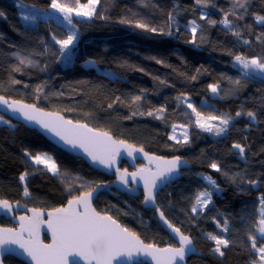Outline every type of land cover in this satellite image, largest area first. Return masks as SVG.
<instances>
[{"label":"trees","instance_id":"1","mask_svg":"<svg viewBox=\"0 0 264 264\" xmlns=\"http://www.w3.org/2000/svg\"><path fill=\"white\" fill-rule=\"evenodd\" d=\"M87 2L79 0V4ZM60 3L78 8L77 0ZM50 4L51 0H0L4 14L0 16V97L63 114L150 154L179 156L190 168L159 193L155 206H148L140 191L119 194L110 190L100 194L96 210L135 231L145 243L160 248L177 246L158 222L157 216L163 212L193 239L195 254L187 264L258 261L248 234L257 235L258 247L264 244L253 227L264 197V81L246 76L236 67L234 57H264V23L255 19L264 16V0H249L246 13L234 7V0H209L207 6L197 5L195 0H100L91 21L72 17L77 39L63 55L53 40V36L67 37L62 24L50 18L30 26L21 18L25 6L49 10ZM233 11L236 15L229 14L228 19L241 33L239 37L219 23ZM169 13L173 21H169ZM240 15L243 19H237ZM193 20L199 25L195 43L189 42L193 40ZM137 22L172 34L138 28ZM70 59L65 65L64 60ZM88 61L95 63L87 66ZM235 80L240 83H233ZM212 84L221 87L220 97L211 95ZM135 96L141 100L134 102ZM187 99L205 116L233 117L227 132L215 136L199 128L185 105ZM159 109L163 112L157 118ZM249 111L255 113V119L247 116ZM237 112L241 115L236 116ZM4 118L13 128L0 131L1 200L52 211L66 206L72 195L86 192L69 185L72 179L87 181L89 190L116 179V175H105L59 150L37 131ZM173 125L187 129L186 143L169 139ZM234 143L245 148L243 157L232 147ZM25 153L31 157L49 153L60 174L48 173ZM213 161L221 171L209 167ZM122 168L129 166L124 163ZM25 172L28 176L21 182L19 177ZM204 176H211L218 189L210 187ZM58 181H63L64 189ZM25 185L28 196L24 195ZM206 188L213 193L211 205L193 213L197 193ZM225 220L227 232L223 231ZM208 233L231 241L227 248L222 247L223 256L213 251L215 244L206 239ZM4 262L25 264L13 257Z\"/></svg>","mask_w":264,"mask_h":264},{"label":"snow or ice","instance_id":"2","mask_svg":"<svg viewBox=\"0 0 264 264\" xmlns=\"http://www.w3.org/2000/svg\"><path fill=\"white\" fill-rule=\"evenodd\" d=\"M78 8H73L68 4L60 3V0H51L50 7L63 14L64 20L69 25H72V14L75 12L77 16L91 17L95 12V6L99 3V0H88L86 4H79L77 0ZM197 5L207 6L209 0H195ZM249 0H234V7L238 6L243 8L245 13L247 12V5ZM236 15L235 11L226 13L224 19L219 23L224 25L226 29L232 31V34L239 37L241 33L237 31L232 24V21L228 19V15ZM4 14L0 12V16ZM204 15H201V19H204ZM23 19H35V16H24ZM173 16L169 13V21H173ZM237 19H243V15L237 16ZM255 19L258 22L264 23V16L256 15ZM122 23L126 21H121ZM191 23V31L193 34V40L189 41L195 43V34L199 25L193 20ZM209 24L215 25L217 21L208 20ZM136 27L145 29L147 31L161 34L171 35L169 30L164 32L163 28L149 27V25L137 22ZM259 39V37H257ZM76 39V34L70 32L65 39H56L53 36V40L60 46V54H65V51L69 49V46L73 44ZM248 43V41H245ZM155 59V58H153ZM235 62L241 66V71L247 76L252 74H258L264 76V57H246L243 55H236L234 57ZM31 63V61H28ZM157 63L162 61L157 60ZM21 63L24 60L21 59ZM88 63H95L94 61H88ZM19 70V69H17ZM195 79V77H192ZM231 79V78H229ZM19 83V81H14ZM163 83V82H162ZM235 84H239V80L233 81ZM209 88L213 93H217L218 87L215 84L209 85ZM40 89L38 88L37 91ZM119 99V98H117ZM180 99V97H177ZM141 100V96H135L133 101ZM0 104L7 105L8 108L14 112H20L24 119L28 121H35L43 128L53 132L56 136H59L67 144H71L73 147L82 148L88 156L91 157L93 162H97L105 167H111L115 162V157L120 154V149L125 148L129 156H133L135 153H143L145 158L149 160L150 164H155V171L149 168H140L136 172L129 173L127 169L120 172L117 169L118 179L122 184L127 185L129 183V177L132 181L139 177L143 181L144 186V202L155 203V189L158 182L164 181L171 174L176 173L181 164L187 163L182 161L179 156L172 159H165L158 156H150L144 152L143 148H136L134 145L128 144L123 140H115L108 132H98L89 128L86 124L79 122L73 123L70 120H64L63 117L58 115L45 113L40 109H36L34 105H24L19 101H13L9 103L4 97H0ZM112 105L110 104L109 107ZM188 107L192 109V112L196 116V125L205 132L220 136L226 133L233 119L228 114L205 116L198 111L191 103H188ZM163 109L157 110V118H160L159 113H162ZM135 115V113H133ZM143 115V113H141ZM148 115H153L149 112ZM241 113L237 112L236 116H240ZM247 116L255 119L254 112H247ZM3 118L0 117V120ZM218 122V123H217ZM176 125H173V131H175ZM169 139H177L175 135L170 136ZM188 141V136L185 133L183 136V142ZM180 143L179 140H177ZM234 149L239 150L241 157L245 154V148L239 144L234 143L232 145ZM25 155H31L25 153ZM35 164H43L48 171L54 175H59V169L56 162L47 154L43 156L37 154L31 157ZM210 168L221 171L220 166L213 161ZM225 175H227L225 173ZM28 173L25 172L20 175L21 182L25 181ZM209 186L217 188L216 181L211 176H204ZM255 184L256 181H250ZM101 185L97 184L92 191L80 192L79 195H72L67 201V205L64 207L55 208L47 213V221L42 219L43 211L41 209H30L31 216H20L19 231L15 228H0V248H4L6 245H17L20 249H23L24 253L31 259L33 264H69L70 257H79L85 264H113L121 256L132 257L133 254H143L150 257L154 264H180L185 260L188 253L194 252L195 247L193 239L181 231L180 228L172 225L165 217L164 213L160 212V219L167 225L169 229L178 238L179 246L169 245L164 248L157 247L153 243H145L140 239L135 231H132L128 227L121 225L116 219L107 214L98 212L92 206L93 193ZM212 192L207 188L197 193L195 197V203L192 205L191 211L196 213L198 208L202 211L212 202ZM24 195H30L27 186L24 187ZM19 202H17L18 204ZM259 219L254 223L253 227L255 232L259 234L261 239H264V197L260 199ZM0 209L6 212H12L13 206L8 200H0ZM159 211V209H157ZM47 225L48 230L52 234V242L45 244L40 239L41 225ZM217 227H220L217 221ZM223 231H228V221H224ZM25 233L27 238H25ZM206 239L214 242L215 247L213 251L220 256L224 255L223 248H227L231 241L220 235H214L208 233ZM248 239L251 242L252 250L258 255V261H252V264H264V244L257 246V235L253 233L248 234ZM0 264H4L3 259H0ZM71 264H79V261L73 259Z\"/></svg>","mask_w":264,"mask_h":264},{"label":"water","instance_id":"3","mask_svg":"<svg viewBox=\"0 0 264 264\" xmlns=\"http://www.w3.org/2000/svg\"><path fill=\"white\" fill-rule=\"evenodd\" d=\"M235 65L241 71V66L238 65L236 62H235ZM249 76L257 78L261 81H264V76H262V75L252 74ZM6 100L9 103H12L13 101H15V100H10V99H6ZM20 103L24 104V105H31V104H27L24 102H20ZM35 108L40 109L45 113H50V114H54V115H58L60 117H63L64 120H70V119L66 118L63 114H60L57 112L46 111V110H43L37 106H35ZM0 114L6 118L18 123V124L26 127V128L37 131L39 134L44 136L53 146H55L56 148H58L59 150H61L63 152H66L67 154L74 156L75 158H78V159L85 161L91 168L95 169L96 171H99V172H101L105 175H108V176L115 174L116 179L111 184H109L108 186L101 185L93 193L92 206L94 208H95V202L97 201L100 194L107 192V191H110V190H115L121 194H132L133 191H140L144 194L143 181L140 180L139 177H136L135 181H132L131 177H129V183L127 185L122 184L120 182V180L118 179L117 169H119L120 172H123L124 170H122L121 168H122V165L124 163H126L131 169H134V171H128L129 173L136 172L137 170H139L140 168H138V164H140V163L143 164V166H144L142 168H149V169H152L153 171H155V164H150L149 160L145 158L143 153L137 152L133 156H129L127 154V150L125 148L120 149V154L115 157V162L112 164V166L110 168L105 167L104 165H101L97 162H93L91 157L88 156V154L82 148H80L78 146L73 147L71 144L65 143L63 140L60 139L59 136H56L53 132L49 131L48 129L43 128L40 124L36 123L35 121H28V120L24 119V117L22 116V114L20 112H14L12 109L8 108L7 105L0 104ZM70 121H72L74 124L77 123L73 120H70ZM79 123H81V122H79ZM81 124H84V123H81ZM87 126L91 129L95 130V131L103 132V131L94 129L89 125H87ZM112 138L117 140L113 136H112ZM144 152H146V151H144ZM146 153H148V152H146ZM148 154L150 156H157V155L150 154V153H148ZM158 157H160V156H158ZM165 159L170 160L172 158H165ZM182 161H184V160H182ZM189 168H190V164L188 162L183 163V164H181L180 168L178 169V171L176 173L171 174V176L166 178L164 181L158 182L157 187L155 189V193H154L155 194V203L154 204L148 203L147 205L150 207L155 206L159 193L162 192L163 190H165L167 188V186L178 182L182 177V172L185 169H189ZM12 206H13L12 212H6L5 210L0 209V216L13 215L14 213H23L24 214L23 216H31L32 215L31 211H29L30 208H28V207H25L21 204H12ZM48 212H50V211H43L42 219L45 221H47V219H48V216H47ZM157 218H158V222L161 225V227L173 239V241L176 243V245L179 246L178 245V238L171 231V229H169L167 227V225L164 224V222L160 219V213L158 214ZM15 225H16L15 229L17 231H19V227H20L19 218L15 221ZM0 228H11V227H2L0 225ZM25 238H27L26 233H25ZM40 239L45 244H50L52 242V234L48 230L46 223L41 225ZM194 254H195V251L188 253L185 257V260L183 262H180V264H187L188 259ZM7 257H13V258L25 263V264H33L31 259L26 255V253H24L23 249H20L17 245H6L4 248H0V259H3V262H4V260ZM73 259L78 260L79 264H85V262L80 260L79 257H75V258L70 257L69 258V264H71ZM4 264H5V262H4ZM113 264H154V262L151 260L150 257H147L143 254H133L132 257L121 256L116 261H114Z\"/></svg>","mask_w":264,"mask_h":264},{"label":"rangeland","instance_id":"4","mask_svg":"<svg viewBox=\"0 0 264 264\" xmlns=\"http://www.w3.org/2000/svg\"><path fill=\"white\" fill-rule=\"evenodd\" d=\"M99 2H100V0H99ZM98 4H99V3H97L96 6H95V11H96V9H97V7H98ZM23 9H24V10H22L21 18H22L23 22H24L25 24H27V25L35 26V25L38 23L39 20L49 21V19L51 18V19L55 20L56 22H59L60 24H62L63 27H65V29L67 30L68 34H69L70 32H74V33L76 32V31H75V28L73 27V25H69V24L67 23V21L64 20L63 14L60 13V12H58V11H56V10H54V9H52V8L49 9V10H41V9H39V8H37V7H34V6H25V7H23ZM94 14H95V12H94ZM94 14H93V15H94ZM33 15L35 16V19H29V20H25V19H23L24 16H33ZM93 15H92L91 17L77 16V15L75 14V12H73L72 17H74L75 19H77V20H79V21H91ZM75 34H76V33H75ZM76 39H77V36H76ZM76 39H75V41H74L73 43L76 42ZM70 47H71V45L69 46V48H70ZM70 63H71V59H70V60H64V64H65V65H68V64H70ZM87 66H93V64H92V63H88ZM217 87H218V91H217V93H213V92L211 91V89H210V93H211V95H212L213 97H220V96H221V94L219 93V92L221 91V87H220V86H217ZM188 103H191V104L193 105V101L190 100V99H187V100L185 101V105H186L187 108L192 112V109L188 107ZM193 106H194V105H193ZM192 114H193L194 117L196 118V116H195V114H194L193 112H192ZM0 117H2V116H0ZM2 118H3V119L0 120V131H3L2 129H4V128L7 127V126L13 128V125L11 124V122H10L9 120L5 119L4 117H2ZM217 123H218V122H217ZM5 129H6V128H5ZM185 133L187 134V136H188V138H189V134H188V131H187L186 128L176 126L175 131L172 132V135H171V136L175 135L177 139H175V140L172 139V140L175 141V142H177V140H179V141H183V136H184ZM45 154H47V156H50V157H51V155H50L49 153H45ZM40 155L43 156L44 154H40ZM25 156L28 157L32 162H34V161L32 160V158H31V155H25ZM140 164H141V163H140ZM35 165H37V164H35ZM40 165L44 166V168L46 169V171H47L48 173L54 175L52 172H50V171L47 170V168L45 167V165H43V164H40ZM143 167H144V166H143ZM140 168H142V167H140ZM121 169H122V168H121ZM122 170H123V169H122ZM58 182H59V181H58ZM68 183H69V185H71V186H79L80 188L84 189L85 191H87V190H88V191H92V190H89V189H91V184L88 183L87 181H84L82 178L79 179V180H78V179H74V180L72 179V180H71L70 182H68ZM59 184H60V186H62V189H64L63 181H62V182H59ZM69 185H68V186H69ZM210 205H211V203H210L206 208H204L202 211H205ZM198 211H201V210L198 208ZM258 235H259V234H258Z\"/></svg>","mask_w":264,"mask_h":264},{"label":"flooded vegetation","instance_id":"5","mask_svg":"<svg viewBox=\"0 0 264 264\" xmlns=\"http://www.w3.org/2000/svg\"><path fill=\"white\" fill-rule=\"evenodd\" d=\"M143 167V164H138V168ZM123 169V168H122ZM125 170V169H123ZM127 171H134V169H131L130 167L127 168ZM23 213H14L13 215H4L0 216V225L2 227H11L15 228V221L20 217L23 216ZM7 225V226H4Z\"/></svg>","mask_w":264,"mask_h":264},{"label":"bare ground","instance_id":"6","mask_svg":"<svg viewBox=\"0 0 264 264\" xmlns=\"http://www.w3.org/2000/svg\"><path fill=\"white\" fill-rule=\"evenodd\" d=\"M113 175V174H112ZM115 175V174H114ZM111 176V175H110ZM115 191V190H114ZM117 192V191H116ZM119 193V192H118ZM119 194H121V193H119ZM144 195V194H143ZM159 196V195H158Z\"/></svg>","mask_w":264,"mask_h":264}]
</instances>
